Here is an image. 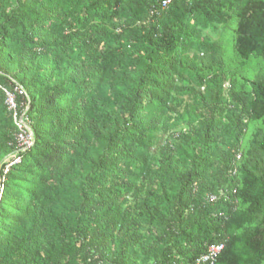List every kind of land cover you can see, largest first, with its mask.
I'll return each instance as SVG.
<instances>
[{
  "label": "trees",
  "instance_id": "obj_1",
  "mask_svg": "<svg viewBox=\"0 0 264 264\" xmlns=\"http://www.w3.org/2000/svg\"><path fill=\"white\" fill-rule=\"evenodd\" d=\"M162 1L0 0V264H264V76L225 101L206 34L264 61V0Z\"/></svg>",
  "mask_w": 264,
  "mask_h": 264
},
{
  "label": "rangeland",
  "instance_id": "obj_2",
  "mask_svg": "<svg viewBox=\"0 0 264 264\" xmlns=\"http://www.w3.org/2000/svg\"><path fill=\"white\" fill-rule=\"evenodd\" d=\"M234 26L235 22L231 21L227 25H218L216 31L208 30L206 32L213 41L221 44V51L216 59L220 64L219 73L223 78L221 85L223 90L222 95L225 101H229V92H248L251 89L248 81H252L256 77L264 76V61L261 58L252 56L246 65H241L240 59L233 49L232 39ZM187 101L191 102L189 99ZM247 124L248 134L244 139L245 143L243 142L241 145L243 150L247 148V142L251 140V135L255 129L262 127L261 122L254 121L253 119H248Z\"/></svg>",
  "mask_w": 264,
  "mask_h": 264
},
{
  "label": "built area",
  "instance_id": "obj_3",
  "mask_svg": "<svg viewBox=\"0 0 264 264\" xmlns=\"http://www.w3.org/2000/svg\"><path fill=\"white\" fill-rule=\"evenodd\" d=\"M169 3L170 0H163L161 3L162 8H166ZM3 91L7 98L6 106L12 112L14 124L17 129L16 140L18 147L21 151H25L34 143L33 132L29 123V118L26 114L29 106L24 102V99L21 101L18 99V97L24 95L25 92L19 86L14 87L13 91L6 88H3ZM13 157L15 158L14 155ZM238 158H240V155ZM19 160L20 158L18 156L14 159V162H18ZM1 190L2 188H0V193ZM205 199V202L207 203H214L217 200V195L214 193H208ZM224 247V244L210 245L203 255L194 260V263L191 262L186 264H215L217 255L222 253Z\"/></svg>",
  "mask_w": 264,
  "mask_h": 264
}]
</instances>
